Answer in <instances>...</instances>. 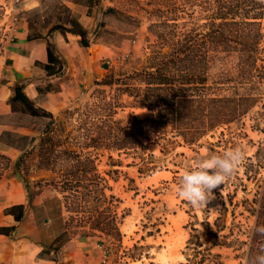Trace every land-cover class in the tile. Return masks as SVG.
Here are the masks:
<instances>
[{"label":"rangeland","instance_id":"1","mask_svg":"<svg viewBox=\"0 0 264 264\" xmlns=\"http://www.w3.org/2000/svg\"><path fill=\"white\" fill-rule=\"evenodd\" d=\"M198 2L199 0H193L195 5L190 6L186 0H112L113 22L102 23L113 29L112 43L118 48L117 55H122L132 45V40L136 42L132 55L127 59H118L99 80L107 81V77L112 75L118 79L139 67L151 46L158 42L156 35H164L166 32L165 27H151L154 24H176L177 30H181L183 25L192 28L206 23ZM64 8L59 0H42L37 11L28 13L27 21L34 32L46 34L58 21L64 22L69 17ZM19 10L15 0H0V82L4 81L2 70L7 40L13 28L12 18L21 16ZM260 32L264 35V19L260 21ZM260 48L262 60L258 65H264V37ZM238 74L237 54H210L207 67L208 96L249 94L257 97V102L241 119L218 128L196 145L178 146L166 155L155 151L156 160L151 170L138 172L142 164L134 157L133 150L84 149L82 154L92 158L97 174L107 181L98 183L104 186L106 196L114 198L113 210L119 221L120 236H103L98 233L95 236H85L89 231L87 228L70 226L67 235L58 243V252L47 255L41 253L39 257L62 264L61 261L76 249L78 243L92 238L97 239L100 244V259L97 264H102L103 252H106L109 264H195V260L202 257L205 261L197 264H245L248 236L255 224V216L249 212L250 204L254 198L264 199V69L253 73L244 82L238 78ZM116 86L91 85L65 108L53 114L51 134L61 140L68 137L72 139L70 142L78 137L82 138L88 129L93 135H97L98 125L91 126L86 122L85 116L80 114L85 106H94L99 102L109 104V109L114 112V120L142 118L150 114L145 109L135 108L133 99L118 92ZM96 111L92 115L94 121L103 118V112ZM36 120L29 124L34 130V148L24 157L20 175L14 174L12 163L21 153L11 155V163L0 158V198L3 197L1 193L10 186H22L27 199V210L32 214L30 225L36 224L39 228H46L48 232V227L42 226L43 219L51 220L53 226L55 221H60L64 232V224L70 214L65 208L64 194L50 184L62 183L58 182L61 178H58L56 172L69 167L70 162L58 160L47 165V168L41 164L39 151L35 147L49 120ZM22 123L28 125L25 121ZM236 146L245 150L246 160L225 185L213 190L214 199L205 209L192 208L183 198L178 197L180 177L195 164L196 159L213 153L222 154ZM61 149L63 146L57 148ZM239 180H242L243 186ZM23 182L27 183L28 193ZM230 199L233 205L229 204ZM245 200L249 203H243ZM222 202L227 210L222 216V223H225L226 228L215 238L208 234L206 223L215 232L213 224L223 210ZM1 206L0 203V214ZM32 238L45 249L57 246H51L56 238L47 243L42 235ZM19 239L17 235L11 238L14 245H17ZM196 244L200 246L197 247ZM0 246L3 248L2 253L8 254L9 250L4 249L2 244Z\"/></svg>","mask_w":264,"mask_h":264},{"label":"trees","instance_id":"2","mask_svg":"<svg viewBox=\"0 0 264 264\" xmlns=\"http://www.w3.org/2000/svg\"><path fill=\"white\" fill-rule=\"evenodd\" d=\"M186 2L190 6L195 5L193 0ZM84 3L92 9L98 7L100 0H86ZM197 5L204 13L206 23L192 28L183 25L181 30H177L176 24H154L151 27H165L166 32L164 35H156L158 42L151 46L138 68L118 79L112 75L107 77V81L94 82V85H117V91L131 97L133 106L147 110L150 113L148 116L114 120V112L107 103L85 106L80 115L85 116L86 122L91 126L98 125L99 132L93 135L88 129L82 138L78 137L70 142L72 139L68 137L61 140L51 134L54 122L51 112L36 106L24 94L23 86L15 84L12 87L9 104L13 112L49 120L35 147L39 151L41 164L47 168V165L58 160L70 162L69 167L56 172L58 178H61L58 182L62 183L50 184L64 194L65 208L70 216L64 224V232L51 243V246H57L53 249L43 247L42 254H56L58 243L67 235L70 226L87 228L89 231L85 236H95V233L120 236L119 221L113 210L114 198L106 196L104 186L98 183L107 181L97 174L92 158L82 154L84 149L133 150L134 157L142 164L138 172L151 170L156 160L155 151L166 155L178 146L196 145L218 128L241 119L257 102V97L249 94L208 96L207 67L211 53H233L238 57V78L241 81H247L253 73L264 69V65H258L262 60L260 44L264 35L260 32V21L264 19V0H199ZM64 9L69 17L64 22L58 21L47 34L53 31L70 33L80 37L82 47H89L87 31L67 8ZM106 14L112 15L113 10L108 9ZM29 30V38L42 36L31 29L30 23ZM43 69L48 76L62 71V62L49 42L47 63L43 65ZM96 110L103 112V118L98 121L92 118ZM5 136L11 135L5 133ZM25 141L27 139L21 136L9 141L21 151V155L12 163L15 175H20L24 157L34 148V138L28 140L26 145ZM61 146L63 149L57 150ZM210 151L214 152L213 148ZM0 158L11 163V158L7 155L0 153ZM239 181L243 186L242 180ZM23 183L28 193L27 183ZM262 200L264 199L254 198L250 204L249 212L255 216V224L248 236L245 264L264 247V237L254 232L255 226L264 225ZM243 203L249 202L245 200ZM229 204L233 205L232 199ZM221 205L223 210L213 224L215 232L206 223L208 234L215 238L226 228L225 223H222V216L227 210L224 202ZM4 214L12 216L15 223H20L25 215L24 206L13 205L6 208ZM15 229V225L0 226V235L10 237ZM204 261L202 257L195 260V264Z\"/></svg>","mask_w":264,"mask_h":264},{"label":"crops","instance_id":"3","mask_svg":"<svg viewBox=\"0 0 264 264\" xmlns=\"http://www.w3.org/2000/svg\"><path fill=\"white\" fill-rule=\"evenodd\" d=\"M95 11L81 0H59L80 25L87 31L89 47L80 45V37L53 31L41 37L29 38L30 30L27 16L29 12L37 11L42 0H26L21 7L20 17H13V28L9 33L5 50V60L2 70L3 83H0V153L11 156L21 153L9 141L16 137H25V145L34 137V130L29 126L36 117L13 112L9 104L12 96V87L23 86L24 94L38 107L52 114L58 113L71 101L88 90L95 81L110 69L107 60L118 54L117 46L112 43L113 29L104 23H112L113 16L106 14L108 9L113 10L112 0H100ZM103 6V9L101 8ZM12 9V8H11ZM13 10V9H12ZM14 11V10H13ZM102 21L104 23H102ZM108 29V31H106ZM133 41V40H132ZM131 41V42H132ZM54 47L55 55L62 62L60 74L48 76L43 69L47 63V43ZM129 45H127L128 48ZM25 121L28 123L23 124ZM9 133L11 136H5ZM11 138V139H9ZM1 203L0 225H15L12 236L0 235V245L9 252L2 253L0 248V263L4 264H58L57 261L39 257L43 245L32 237L43 236L47 242L53 241L63 232V225L55 221L43 219L42 226L30 225L32 214L27 210V199L22 186L13 185L4 190ZM13 205H23L24 218L15 223L13 217L5 215L3 209ZM34 221V220H33ZM20 237L17 245L11 240L14 236ZM32 237H31V236ZM78 243L74 251L61 261L62 264H97L99 261L100 244L97 239ZM1 247V246H0ZM10 253V254H9ZM60 263V262H59Z\"/></svg>","mask_w":264,"mask_h":264},{"label":"clouds","instance_id":"4","mask_svg":"<svg viewBox=\"0 0 264 264\" xmlns=\"http://www.w3.org/2000/svg\"><path fill=\"white\" fill-rule=\"evenodd\" d=\"M246 160L243 148L236 146L222 154H208L196 159L195 164L185 170L177 186V195L192 208L205 209L214 199L213 190L225 185ZM254 232L264 237V225L255 226ZM246 264H264V247Z\"/></svg>","mask_w":264,"mask_h":264},{"label":"built area","instance_id":"5","mask_svg":"<svg viewBox=\"0 0 264 264\" xmlns=\"http://www.w3.org/2000/svg\"><path fill=\"white\" fill-rule=\"evenodd\" d=\"M16 3L18 4V8L21 9V7L25 4L26 0H15ZM136 40H133L132 41V45L125 51L122 53V55H116L110 59L107 60V65L109 67H112L115 62L118 60V59H127L129 58L132 53H133V47H134V44H135ZM104 256H103V259H102V264H109L107 259H106V252H103Z\"/></svg>","mask_w":264,"mask_h":264}]
</instances>
